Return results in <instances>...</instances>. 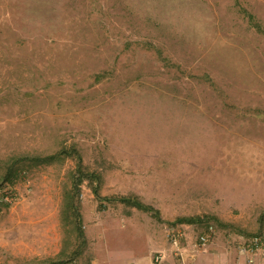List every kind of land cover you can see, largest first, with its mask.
Here are the masks:
<instances>
[{"label": "rangeland", "instance_id": "1", "mask_svg": "<svg viewBox=\"0 0 264 264\" xmlns=\"http://www.w3.org/2000/svg\"><path fill=\"white\" fill-rule=\"evenodd\" d=\"M0 190V264H88L91 227L263 250L264 0H0Z\"/></svg>", "mask_w": 264, "mask_h": 264}, {"label": "crops", "instance_id": "2", "mask_svg": "<svg viewBox=\"0 0 264 264\" xmlns=\"http://www.w3.org/2000/svg\"><path fill=\"white\" fill-rule=\"evenodd\" d=\"M41 222L32 217L27 224L40 223L41 228ZM149 227L148 225L147 228L144 226L139 230L129 229L127 233L114 228L104 229L103 236L99 239L96 228H89L93 250L91 248L88 264H152L153 257L157 253H161L164 257L160 264H264V249L256 255L242 252L238 248L240 239L216 240L206 251H196L192 245L193 226L190 225L180 226L184 228L186 236L180 242L178 256L170 239L166 242L164 236L159 235L161 233ZM13 254H8L4 264H31V261L40 264L41 260L51 257L53 252L24 251Z\"/></svg>", "mask_w": 264, "mask_h": 264}, {"label": "built area", "instance_id": "3", "mask_svg": "<svg viewBox=\"0 0 264 264\" xmlns=\"http://www.w3.org/2000/svg\"><path fill=\"white\" fill-rule=\"evenodd\" d=\"M17 200L16 195L13 191H2L0 190V207L12 205ZM215 235L214 226H209L207 229L201 233L194 244L196 251H206L209 243L213 239ZM185 236V234L181 233L179 230L172 228L169 239L171 245L175 248L176 254L180 255V241ZM261 248V240L258 237H255L252 241L250 248H242V252L250 253L253 255L258 254ZM163 255L161 253H157L153 257L152 264H160L163 262Z\"/></svg>", "mask_w": 264, "mask_h": 264}, {"label": "trees", "instance_id": "4", "mask_svg": "<svg viewBox=\"0 0 264 264\" xmlns=\"http://www.w3.org/2000/svg\"><path fill=\"white\" fill-rule=\"evenodd\" d=\"M63 155V154H68L69 156H74L76 159H77V162H78V170H77V173H83V169H82V159H81V156H80V154H78V151L76 150V149H73V150H71L70 152H65V151H61L60 152V155ZM50 158H53V156L52 157H49V159ZM48 159V160H49ZM37 162H42L43 160H46L47 162H48V160L45 158H37V159H35ZM79 179L81 180L82 179V177H79ZM78 179V181H80ZM79 184H76V186H78ZM96 194H97V192H96ZM122 202H125V203H128L129 202V199H122L121 200ZM135 206L137 207V208H139V209H145V210H148V207H146V206H144L142 203H135ZM182 222H187V223H191L193 220H191V219H184V220H181Z\"/></svg>", "mask_w": 264, "mask_h": 264}]
</instances>
